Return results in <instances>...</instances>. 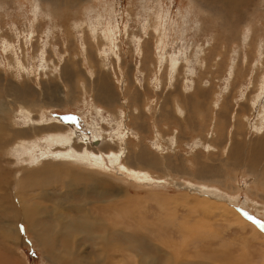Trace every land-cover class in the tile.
Wrapping results in <instances>:
<instances>
[{
    "label": "rangeland",
    "instance_id": "374dc122",
    "mask_svg": "<svg viewBox=\"0 0 264 264\" xmlns=\"http://www.w3.org/2000/svg\"><path fill=\"white\" fill-rule=\"evenodd\" d=\"M0 126V264H60L26 229L23 207L37 204L45 213L36 230L62 260L68 252L82 264L264 263V0H0ZM80 142L92 151L78 154ZM98 154L102 163L92 161ZM145 165L146 176L135 167ZM95 177L128 192L121 204ZM205 186L240 221L223 206L191 211L186 198ZM154 194L173 201L160 209ZM199 219L209 229L184 247L183 223ZM100 235H112L110 249Z\"/></svg>",
    "mask_w": 264,
    "mask_h": 264
},
{
    "label": "bare ground",
    "instance_id": "6f19581e",
    "mask_svg": "<svg viewBox=\"0 0 264 264\" xmlns=\"http://www.w3.org/2000/svg\"><path fill=\"white\" fill-rule=\"evenodd\" d=\"M157 23V22H156ZM155 23V24H156ZM116 24V23H115ZM146 24H147V22H146ZM154 25V24H153ZM148 26V25H147ZM112 27V26H111ZM110 31V30H109ZM114 31V30H113ZM155 31V30H154ZM96 33V32H95ZM101 35V34H100ZM112 38V37H111ZM94 39V38H93ZM109 43V42H108ZM101 45V44H100ZM109 46V45H108ZM107 48V47H106ZM8 51V50H7ZM178 55V54H177ZM199 58V57H198ZM161 61V60H160ZM202 62V61H201ZM171 63V62H170ZM160 66V65H159ZM167 66V65H166ZM172 66V65H171ZM172 68V67H171ZM67 70V69H66ZM65 70V71H66ZM172 70H173V68H172ZM62 71H63V69H62ZM231 71V70H230ZM65 72H63V74H64ZM66 75V74H65ZM62 76V75H61ZM67 76V75H66ZM100 76V75H99ZM101 79V78H100ZM229 80V79H228ZM184 84V83H183ZM103 87V86H102ZM186 87V86H185ZM97 88V87H96ZM96 88H94V89H96ZM105 88V87H104ZM174 88V87H173ZM107 89H108V87H107ZM188 89V88H187ZM100 90V89H99ZM104 90V89H103ZM183 90V89H182ZM185 90V89H184ZM101 91V90H100ZM106 91V90H105ZM263 91V90H262ZM95 92V91H94ZM97 92V91H96ZM104 92V91H103ZM112 92V91H111ZM107 93H108V91H107ZM106 93V95H108ZM96 94V93H95ZM100 94V93H99ZM17 96H18V94H17ZM111 96V95H110ZM109 96V97H110ZM15 97V96H14ZM100 97V96H99ZM103 97V96H102ZM100 99L98 98V95L96 96V101H99ZM25 102V101H24ZM100 102H104L103 101V99H102V101H100ZM107 102V101H106ZM29 103V102H28ZM35 103V102H34ZM43 103V102H42ZM108 103V102H107ZM180 103V102H179ZM24 104V103H23ZM31 104V103H30ZM25 105V104H24ZM178 105V104H177ZM160 106H161V104L159 105V108H160ZM216 106V105H215ZM17 107V106H16ZM24 107V106H23ZM95 108V107H94ZM172 108V107H171ZM176 108V107H175ZM182 108V107H181ZM220 108V107H219ZM22 109V108H21ZM31 109V108H30ZM161 109V108H160ZM162 109H163V107H162ZM217 109V108H216ZM180 110V109H179ZM218 110V109H217ZM24 111H26V110H24ZM163 111V110H162ZM174 111V110H173ZM177 111V110H176ZM183 111V110H182ZM27 112V111H26ZM167 112V111H166ZM160 113V112H159ZM162 113V112H161ZM179 113V112H178ZM142 114V113H141ZM156 114V113H155ZM166 114V113H165ZM28 115H29V112H28ZM164 115V114H163ZM162 115V117H164ZM167 116V115H166ZM162 117H161V119H162ZM42 118V117H41ZM159 118V117H158ZM169 118V117H168ZM29 119V118H28ZM45 120V119H44ZM164 120H166V119H164ZM35 122V121H34ZM36 122H38V121H36ZM104 122V121H103ZM120 122V121H119ZM214 122V121H213ZM237 122V121H236ZM58 123V122H57ZM138 123V122H137ZM32 124V123H31ZM119 123L117 122V125H118ZM140 124V123H139ZM48 125V124H47ZM50 125V124H49ZM214 126H216V122H215V125ZM49 127V126H48ZM59 128L60 126H59V124H54V125H52V126H50L49 128H53L51 131H54V128ZM101 127V126H100ZM169 127V126H168ZM46 128V127H45ZM40 129H42V128H40ZM169 129V128H168ZM214 129V128H213ZM3 130V127L2 126H0V131H2ZM47 130V129H46ZM62 130V129H61ZM133 130H134V128H133ZM216 130V129H215ZM13 131V130H12ZM120 131H121V129H120ZM211 131H214V130H211ZM9 132V131H8ZM20 132V131H19ZM24 132H25V134H33V129H31V130H27V131H25L24 130ZM48 132V131H47ZM122 132V131H121ZM173 132V131H172ZM215 132H217V131H215ZM142 133V132H141ZM213 133V132H212ZM53 134V133H52ZM118 134V133H117ZM159 134V133H158ZM171 134V133H170ZM10 135V134H9ZM43 135V134H42ZM58 135V134H57ZM70 135V134H69ZM137 135V134H136ZM160 135V134H159ZM209 135V134H208ZM212 135V134H211ZM214 135V134H213ZM48 136V135H47ZM51 136V135H50ZM61 136H63V132H62V135ZM72 135H70V137H71ZM102 136V135H101ZM119 136V135H118ZM140 136V135H139ZM177 136V135H176ZM14 137H15V135H14ZM13 137V138H14ZM59 137V136H58ZM76 137H79V135L78 136H76ZM109 137V136H108ZM111 137V136H110ZM117 137V136H116ZM212 137V136H211ZM12 138V139H13ZM54 138V137H53ZM65 138H67V137H65ZM75 138V137H74ZM81 138V137H80ZM80 138H78V139H80ZM106 138V137H105ZM119 138H120V136H119ZM122 138V137H121ZM120 138V139H121ZM125 138V137H124ZM209 138V137H208ZM215 139L216 138H218V137H216V135H215V137H214ZM55 139V138H54ZM60 139V138H59ZM64 139V138H63ZM71 139H73V138H71ZM107 139V138H106ZM105 139V140H106ZM115 139H117V138H115ZM123 139V138H122ZM179 139V137L177 136V140ZM203 138H201L200 140H202ZM211 139V138H210ZM220 139V138H219ZM67 140H68V138H67ZM82 140H83V138H82ZM108 140H110V138H108ZM145 140V139H144ZM143 139H142V141H144ZM154 140H157V139H154L153 138V142H154ZM221 140V139H220ZM35 141V140H34ZM52 141V140H51ZM56 141V140H55ZM72 141V140H71ZM75 141V140H74ZM79 141V140H78ZM113 141V140H112ZM117 141V140H116ZM122 141V140H121ZM157 141H159V140H157ZM173 141H175V140H173ZM206 141V140H205ZM219 141V140H218ZM65 142V141H64ZM63 142V143H64ZM67 143H68V141H66ZM83 142V141H82ZM107 142V141H106ZM152 142V141H151ZM208 142V141H207ZM211 142V141H210ZM62 143V144H63ZM76 143V142H75ZM81 143V142H80ZM115 143V142H114ZM137 143V142H136ZM139 143V142H138ZM180 143H182V142H180ZM209 143V142H208ZM51 145H52V143H50ZM77 144V143H76ZM83 143H81V144H79V146H80V149H77L76 151H77V153L78 154H81L82 155V153H83V151L81 150V148H86L87 150H91L90 148L88 149L87 147H86V143L85 144H83ZM118 144V143H117ZM122 144V143H121ZM207 144V143H206ZM220 144V143H219ZM49 145V144H48ZM109 145H111L110 143H109ZM141 145V144H140ZM140 145H138L139 147H140ZM158 145V144H157ZM169 145V144H168ZM208 145V144H207ZM206 145V146H207ZM223 145V144H222ZM31 146V145H30ZM33 146V145H32ZM35 146V145H34ZM118 146V145H117ZM136 146V145H135ZM175 146V145H174ZM216 147H217V145H215ZM22 147V146H21ZM127 147V146H126ZM138 147V148H139ZM146 147V146H145ZM176 147H178V146H176ZM208 147V146H207ZM213 147V146H212ZM211 147V148H212ZM111 148H113V147H111ZM144 148V147H143ZM148 148H149V146H148ZM169 148V147H168ZM210 148V147H209ZM214 148V147H213ZM30 149V148H29ZM28 149V150H29ZM33 149V148H32ZM73 149V148H72ZM110 149V148H109ZM120 149H122V148H120ZM119 148H118V150H120ZM128 147H127V151H128ZM176 149V148H175ZM178 149V148H177ZM192 149H194V148H192ZM219 149V148H218ZM19 150V149H18ZM140 150V149H139ZM150 150V149H149ZM221 150V149H220ZM236 150V149H235ZM92 151V150H91ZM132 151V150H131ZM175 151V150H174ZM194 151V150H193ZM192 151V152H193ZM219 151V150H218ZM34 152V151H33ZM32 152V153H33ZM53 152V151H52ZM57 152H58V150H57ZM63 152V151H62ZM65 152V151H64ZM73 152V151H72ZM147 152H149V151H147ZM230 152V151H229ZM31 153V154H32ZM45 153V152H44ZM73 153H75V152H73ZM89 153V152H88ZM117 153V152H116ZM126 153V152H125ZM141 154L140 155H142V152H140ZM22 154H24V153H22ZM78 154H76L77 156H78V158H81ZM85 154V153H84ZM91 154V153H90ZM94 154V153H93ZM96 154V153H95ZM217 154V153H216ZM230 154H231V152H230ZM18 155H20V154H18ZM36 155V154H35ZM45 155V154H44ZM43 155V156H44ZM48 155V154H47ZM46 155V156H47ZM86 155V154H85ZM89 155V154H88ZM124 155V154H123ZM122 155V156H123ZM138 155V154H137ZM25 155H23V157H24ZM42 156V157H43ZM53 156V155H52ZM55 156V155H54ZM76 156V157H77ZM83 156V155H82ZM121 156V155H120ZM135 156V155H134ZM143 156V155H142ZM217 156V155H216ZM37 157V156H36ZM39 157V156H38ZM48 157V156H47ZM75 157V158H76ZM91 157H93V155L91 156ZM136 157V156H135ZM230 157H231V155H230ZM26 158H27V156H26ZM50 158V157H49ZM70 158V157H69ZM125 158V157H124ZM21 159H22V157H21ZM20 159V160H21ZM35 159V158H34ZM33 159V160H34ZM39 159V158H38ZM43 159H44V157H43ZM42 159V160H43ZM110 161H111V163H113V164H118V163H120L121 164V162H119V157H117V156H115L113 153H112V155H110ZM127 159V158H126ZM42 160H41V162H42ZM68 160V159H67ZM90 160V159H89ZM140 160H141V158H140ZM143 160V159H142ZM142 160L140 161V162H142ZM223 160V159H222ZM227 160V159H226ZM23 161V160H22ZM21 161V162H22ZM26 161V160H25ZM40 161V160H39ZM64 161V160H63ZM92 161H94L95 163H102V160H101V158H100V156H99V154L96 156V157H94V159H92ZM91 161V162H92ZM127 161V160H126ZM138 161V160H137ZM220 161H221V159H220ZM236 162H237V160H235ZM20 162V161H19ZM35 162V161H34ZM36 163V162H35ZM34 163V164H35ZM81 163V162H80ZM82 163H84V162H82ZM238 163V162H237ZM236 163V164H237ZM32 164V163H31ZM41 164V163H40ZM59 164V163H58ZM71 164H77V166L78 167H80V166H83V165H81V164H79L78 165V163H75V161L74 160H72L71 161ZM88 164V163H87ZM135 164V163H134ZM228 164V163H227ZM69 165V164H68ZM123 165V164H122ZM231 165V164H230ZM233 165V164H232ZM77 166H76V168H77ZM118 166V165H117ZM126 166V165H125ZM149 166H152V165H145V166H135L136 168H138V173L139 172H143V174H144V176H146V173H148L147 172V170L146 169H149ZM236 166V165H235ZM27 167H29V166H27ZM26 167V168H27ZM58 166H56V167H54V168H57ZM62 167H64V166H62ZM67 167V166H66ZM87 167H89L88 165H87ZM98 167V166H97ZM116 167V166H115ZM120 167V166H119ZM128 167V166H127ZM129 167H132V166H129ZM51 168H53L52 166H51ZM68 168V167H67ZM82 168V167H81ZM122 168V167H121ZM123 168H124V165H123ZM153 168V167H152ZM29 169H31V168H29ZM38 169H39V171L41 170L42 172H46V171H43V169H40L39 167H38ZM50 169V168H49ZM61 170H62V168H60ZM64 169V168H63ZM99 169V168H98ZM101 169V168H100ZM134 169V168H133ZM150 169H151V167H150ZM32 170V169H31ZM45 170V169H44ZM65 170V169H64ZM72 170V172L76 175V176H84V177H86V176H92L91 174H87V173H85L84 171L83 172H79V170H77V172H75L76 170H74L73 169V166H71L70 168H68V169H66V171H71ZM102 170V169H101ZM123 170V169H122ZM129 170V169H128ZM136 170V169H135ZM153 170H155V169H153ZM244 170V169H243ZM246 170V169H245ZM29 171V170H28ZM38 171V170H37ZM36 171V172H37ZM87 171H90V170H87ZM86 171V172H87ZM35 172V173H36ZM79 172V174H76V173H78ZM111 172V171H110ZM109 172V173H110ZM128 172V171H127ZM262 172H263V175H264V170H262ZM33 173H34V171H33ZM49 173V172H48ZM56 173V172H55ZM92 173V172H91ZM101 173V172H100ZM126 173V172H125ZM131 173V172H130ZM138 173H136V174H138ZM164 173V172H163ZM37 174V173H36ZM47 174V173H46ZM136 174H135V176H136ZM165 174H166V176H167V178H168V176H170V174L168 175V173L167 172H165ZM101 175V174H100ZM130 175V174H129ZM139 175V174H138ZM163 175V174H162ZM108 176V175H107ZM126 176V175H125ZM134 176V175H133ZM142 176V175H141ZM148 176V175H147ZM143 177V176H142ZM163 177H164V175H163ZM91 178V177H90ZM109 178V177H108ZM116 178V177H115ZM150 178H151V176H150ZM161 178V177H160ZM87 179H88V177H87ZM153 179V178H152ZM166 179V178H165ZM89 180V179H88ZM94 180H97L96 181V183H98L100 186H101V190H105V191H109L111 194H112V196H115V198H119L118 199V201L119 200H124V198L126 197V195L128 194V192L127 191H123V190H119L118 188L117 189H114L113 190V188H114V186H113V182H111L110 180H108V179H106V178H103V177H95L94 178ZM115 180V179H114ZM144 180V179H143ZM161 180V179H160ZM90 181V180H89ZM99 181V182H98ZM120 181V180H119ZM158 181V180H157ZM156 181V182H157ZM65 182V181H64ZM118 182V181H117ZM210 182V181H209ZM217 182H218V180H217ZM73 183V182H72ZM210 183H213L214 184V180H212ZM219 183V182H218ZM217 183V184H218ZM108 184H111L112 186V189H109L110 187L108 186ZM122 184V183H121ZM177 184V183H176ZM34 185V184H33ZM93 185V184H92ZM91 185V187H93L94 185H95V183H94V185L92 186ZM114 185L115 186H117L116 185V183L114 182ZM222 185V184H221ZM35 186V185H34ZM96 186V188H97V185H95ZM123 186V185H122ZM224 186V185H223ZM61 187V186H60ZM205 187H207V189L208 190H203L204 191V193H199V195L197 196V197H187L186 198V203H187V207H190L189 209L191 210V211H193V209H195V210H198V208L199 209H205V210H207V211H209L210 209H213V208H218V206H220V208H221V206H223L224 208L226 207V208H229L228 207V205L225 203V201H223V202H221L220 201V199H219V201L221 202V203H219V201L217 202V195H213L212 193H208L209 192V190H210V188L208 187V186H205ZM70 188V187H69ZM41 189V187H39V190ZM92 189V188H91ZM95 189V188H94ZM45 190H46V188H45ZM60 190V189H59ZM43 191V190H42ZM95 191V190H94ZM98 191V190H97ZM104 191V192H105ZM37 192V191H36ZM62 192V191H61ZM73 192H74V190H73ZM80 192V191H79ZM151 192V191H150ZM196 192V191H195ZM46 193V192H45ZM55 193V192H54ZM94 193V192H93ZM216 193V192H215ZM59 194V193H58ZM107 194V193H106ZM131 194V193H130ZM195 194H197V193H195ZM218 194V193H217ZM31 195V194H30ZM42 195H44V194H42ZM49 195V194H48ZM60 195H61V193H60ZM70 195V194H69ZM77 195V194H76ZM79 195V194H78ZM27 196V195H26ZM26 196H24V198L26 197ZM29 196V195H28ZM34 196H35V194H34ZM33 196V197H34ZM47 196V195H46ZM52 196V195H51ZM50 196V197H51ZM57 196V195H56ZM59 196V195H58ZM109 196V195H108ZM111 196V195H110ZM191 196H196V195H192L191 194ZM64 197V196H63ZM70 197H71V195H70ZM81 197V196H80ZM94 197V196H93ZM99 197V196H98ZM151 197H152V195H151ZM153 197H154V199L156 200V201H159L160 202V200L161 199H163V200H161V203H159V206H160V209H165V206H166V200H171V201H173V199L169 196V197H167V198H162V196L160 195V194H154L153 195ZM30 198V197H29ZM36 198V197H35ZM34 198V199H35ZM40 198V197H39ZM46 198H48V197H46ZM161 198V199H160ZM217 200H216V199ZM26 199V198H25ZM31 199V198H30ZM49 199V198H48ZM54 199V198H53ZM75 199H77V197L75 198ZM78 199H79V197H78ZM77 199V201H79ZM92 199V198H91ZM225 199V198H224ZM37 200H39L38 199V197H37ZM46 200V199H45ZM55 200V199H54ZM67 200V199H66ZM84 200H87V199H84ZM94 200H96V199H94ZM106 200H108V199H106ZM216 200V201H215ZM264 200V199H263ZM46 201H49V200H46ZM27 202V201H26ZM56 202V203H55ZM55 202H53L54 203V205L56 206L55 208H52L54 211H55V214H57L56 212H59L60 210L61 211H63V210H65L66 208H65V206H64V203L62 202V203H60V201H56L55 200ZM93 203H94V201H92ZM98 202V201H97ZM101 201H99L98 203H100ZM108 202V201H107ZM106 202V203H107ZM113 202H115V201H113ZM113 202H112V204H113ZM117 202V201H116ZM42 203V202H41ZM49 203H51V202H49ZM73 203V202H72ZM76 203V202H75ZM78 203V202H77ZM76 203V204H77ZM79 203H80V201H79ZM89 203V202H88ZM96 203V202H95ZM110 203V202H109ZM119 203H120V201H119ZM230 203V202H229ZM71 204V203H70ZM74 204V203H73ZM83 204H85V203H83ZM91 204V203H90ZM101 204V203H100ZM121 204V203H120ZM126 204V203H125ZM193 204V205H192ZM68 205V204H67ZM66 205V206H67ZM82 205V204H81ZM81 205H80V209H81ZM96 205V204H95ZM42 206V205H41ZM41 206L39 205L38 206V204L37 205H32V206H29V207H23V211L24 212H26V214H27V216L26 217H24L23 219H24V221H25V223L27 224V230L29 231V232H33V233H35V237L37 238L36 239V242H37V244L40 246V247H42L44 250H49L50 252H51V255H52V258H53V261L55 262V261H60V264H82L83 262H81V258L80 259H78L77 257H73L72 255H73V253H68V252H66V256H67V259L65 260H62L61 259V257H63V256H57V255H53V252L52 251H54L53 250V245H52V243H53V239H52V237L51 236H47L46 234H44V233H42L41 231V233L38 231V230H36L37 228H36V223H38V221L39 220H42V214H44L45 212H42L41 210H40V208H41ZM45 206V205H44ZM43 206V207H44ZM46 206H47V204H46ZM52 206V205H51ZM51 206H49V207H51ZM77 206H78V204H77ZM84 206V205H83ZM106 206V205H105ZM114 205H112L111 207H113ZM115 206H116V204H115ZM114 206V207H115ZM158 206V207H159ZM48 207V206H47ZM99 207V206H98ZM103 207H104V204H103ZM123 207V206H122ZM92 208V207H91ZM95 207H93V209H94ZM101 208V207H100ZM108 208V207H107ZM117 208V207H116ZM116 208H115V210H116ZM42 209H44V208H42ZM52 209H50V210H52ZM71 209H73V207L71 208ZM89 209H90V207H89ZM99 208H97V210H98ZM106 209V208H105ZM120 209H121V207H120ZM45 210V209H44ZM46 210H47V208H46ZM50 210H49V212H50ZM69 210H70V208H69ZM84 210V209H83ZM92 210V209H91ZM110 210V209H109ZM112 210V209H111ZM122 210H123V208H122ZM229 210V212H231V213H236V217H237V220H235V222L236 221H240V219L238 218L239 216L237 215V209L236 210H234V209H231V208H229L228 209ZM53 211V212H54ZM72 211V210H71ZM76 211L77 212H79V214L78 215H80L81 213V211L79 210V209H76ZM90 211V210H89ZM94 211V210H93ZM113 211V210H112ZM117 212H121V211H118V210H116ZM87 212H88V209H87ZM90 212H92V211H90ZM94 212H96V211H94ZM108 212V211H107ZM106 212V213H107ZM196 212V211H195ZM228 212V213H229ZM65 213V212H64ZM63 213V214H64ZM71 213V212H70ZM73 213V212H72ZM98 213V212H97ZM103 213V212H102ZM109 213V212H108ZM125 213V212H124ZM223 213V212H222ZM61 214V212H59V215ZM91 214V213H90ZM99 214V213H98ZM97 214V215H98ZM123 214V213H122ZM223 214H225V213H223ZM53 215V218H55L54 216V214H51V215H49V217L51 218V216ZM68 215V217H69V213L67 214ZM71 215V214H70ZM72 215H74V214H72ZM85 215V214H84ZM96 215V214H95ZM115 215V214H114ZM117 215V214H116ZM121 215V214H120ZM46 216V215H45ZM61 216V215H60ZM75 216V215H74ZM113 216V215H112ZM122 216V215H121ZM120 216V217H121ZM63 217V216H62ZM61 217V218H62ZM76 217V216H75ZM84 217L85 216H82V217H80V219H82V220H84ZM91 217V216H90ZM94 217V216H93ZM97 217H100V216H97ZM118 217V216H117ZM53 218L51 219V220H53ZM56 218H57V215H56ZM70 218H73V217H70ZM69 218V219H70ZM78 218V217H77ZM88 218V217H87ZM113 218H115L114 216H113ZM59 219H60V217H59ZM73 219H75V218H73ZM73 219H71V221L73 220ZM98 219V218H97ZM107 219V218H106ZM116 219V218H115ZM22 220V219H21ZM66 220H67V218H66ZM95 220H96V218H95ZM242 220V219H241ZM86 221V220H85ZM93 221V220H92ZM103 221V220H102ZM110 221V220H109ZM113 221V220H112ZM41 222V221H40ZM43 222V221H42ZM41 222V223H42ZM47 221H45V223H46ZM50 222V221H49ZM54 222H56V229L57 230H55V234H60V233H62L63 234V232H64V230H61V229H63V226L61 225V223H59V221L57 220V219H55V221ZM66 222V221H65ZM76 222H78V221H76ZM96 222H99V221H96ZM220 222V221H219ZM221 222H223V221H221ZM220 222V223H221ZM243 222V221H242ZM24 223V224H25ZM68 223V222H67ZM67 223H65V225L67 224ZM88 223H89V221H88ZM88 223H86V222H82V221H79L77 224L78 225H80V226H84V228L86 229V227H87V229H89L90 227H91V225H88L87 226V224ZM99 223H101V221L99 222ZM107 223H108V221H107ZM216 223V222H215ZM249 223V222H248ZM44 224V223H43ZM47 224V223H46ZM54 224V223H53ZM69 224L70 223H68V226H69ZM74 224V223H73ZM95 224V223H94ZM98 224V223H97ZM103 224V223H102ZM113 223H111V225H112ZM39 225V224H38ZM64 225V226H65ZM71 225V224H70ZM108 225L109 224H106V226L108 227ZM114 225V224H113ZM216 225V224H215ZM218 225V224H217ZM251 225V224H250ZM41 226V225H40ZM39 226V227H40ZM52 226V225H51ZM55 226H52V227H55ZM76 227L75 228H78L77 227V225H75ZM94 226H96V224L94 225ZM100 226V225H99ZM224 226V225H223ZM74 227V226H73ZM72 227V228H73ZM96 227H98V226H96ZM183 227H185L184 229H189L190 231H189V233H187V234H185L184 236H183V240L184 241H182V243L184 244V247H186V246H188V244H190V242H192V241H195V239H196V236L197 235H201V233H203V232H206L208 229H209V224H208V222L207 221H205V220H198V221H196V222H194V223H190V222H185V223H183ZM256 227V226H255ZM254 227V228H255ZM43 228V227H42ZM45 228V227H44ZM66 228H68V227H66ZM75 228H73L74 230H75ZM83 228V229H84ZM14 229V232H15V234L13 233V236L14 237H16V235H18V230H17V228L15 227V228H13ZM46 229V228H45ZM49 229V228H48ZM82 229V230H83ZM95 229V228H94ZM212 229H214V228H212ZM42 230V229H41ZM72 230V229H71ZM70 230V231H71ZM77 230H79V229H77ZM96 230V229H95ZM217 230V229H216ZM70 231H68V232H70ZM88 231H90V230H88ZM96 231H98V230H96ZM122 231V230H121ZM44 232V231H43ZM84 232V231H83ZM100 232V231H99ZM64 233H66V232H64ZM72 233H75V231L74 232H72ZM72 233H71V235H72ZM77 233V232H76ZM87 233V232H86ZM95 232H93V234H94ZM103 233V232H102ZM108 233H109V230H108ZM89 234V233H88ZM91 234V233H90ZM105 234V233H104ZM109 234H111V233H109ZM64 235V234H63ZM63 235H60V237L61 236H63ZM66 235H70L69 233L68 234H66ZM97 235V234H96ZM123 235H125V234H123ZM78 236V235H77ZM91 236V235H90ZM101 237H99L98 238V240L99 241H105L106 240V242L104 243V244H101V245H103V248L104 249H110L109 247H112V243H111V238H112V235H107L106 237H102V235H100ZM105 236V235H104ZM63 237H65V236H63ZM67 237V236H66ZM96 237V236H95ZM94 237V238H95ZM128 237V236H127ZM130 237V236H129ZM200 237V236H199ZM2 238H6L5 236H2ZM54 238V237H53ZM62 238V237H61ZM125 238V237H124ZM139 238V237H138ZM145 238V237H144ZM143 238V239H144ZM71 239V238H70ZM97 239V238H96ZM126 239V238H125ZM133 239V238H132ZM216 239V238H215ZM134 240V239H133ZM141 240V239H140ZM145 240V239H144ZM56 241V240H55ZM63 241V240H62ZM69 241V240H68ZM82 241V240H81ZM113 241V240H112ZM126 241V240H125ZM135 241H137V240H135ZM142 241V240H141ZM61 242V241H60ZM72 242V241H71ZM70 242V243H71ZM115 242V241H114ZM127 242H128V240H127ZM129 242L131 243V241L129 240ZM145 242H146V240H145ZM186 242V243H185ZM57 243V242H56ZM63 243V242H62ZM68 243V242H67ZM74 243H75V240H74ZM77 243V242H76ZM108 243H110L111 244V246H110V244H108ZM139 243V242H138ZM143 244H144V242H142ZM116 244V243H115ZM128 244V243H127ZM132 244V243H131ZM140 244V243H139ZM62 245V244H61ZM66 245H69V243L68 244H66ZM73 245V244H72ZM78 245H80V243L78 244ZM89 245H91V244H89ZM109 245V246H108ZM118 245V244H117ZM124 245H125V243H124ZM145 245V244H144ZM193 245V244H192ZM57 246V245H56ZM59 246V245H58ZM63 246H64V244H63ZM138 246V245H137ZM60 247H62V246H60ZM65 247H67V246H65ZM69 247V246H68ZM126 247V246H125ZM131 247V246H130ZM56 248V247H55ZM115 248V247H114ZM195 248V247H194ZM77 249H79V248H77ZM196 249V248H195ZM69 250V249H68ZM111 250H112V248H111ZM128 250V249H127ZM183 250V249H182ZM194 250V249H193ZM59 251H60V249H59ZM73 251V250H72ZM127 252V251H126ZM185 252V251H184ZM55 253V252H54ZM59 253V252H58ZM50 254V253H49ZM76 254V253H75ZM79 254V253H78ZM264 254V253H263ZM59 255H61V254H59ZM86 255V254H85ZM65 256V255H64ZM82 256V255H81ZM49 257V256H48ZM51 257V256H50ZM88 257V256H87ZM143 257H144V255H143ZM185 257H186V255H185ZM263 257V256H262ZM166 258V257H165ZM171 258V257H170ZM173 258V257H172ZM243 256L241 257L240 256V260L242 259L243 260ZM85 259H87V258H85ZM108 259H109V257H108ZM177 259V258H176ZM185 259V258H184ZM93 260V259H92ZM106 260V259H105ZM105 260L103 261L104 263H105ZM139 260V259H138ZM141 260V259H140ZM147 260V259H146ZM157 260V259H156ZM182 260V259H181ZM180 260V261H181ZM52 261V260H51ZM53 262V263H54ZM108 262V261H107ZM110 262V261H109ZM142 262V261H141ZM154 262V261H153ZM261 262H262V260H261ZM89 263V262H88ZM108 264V263H107ZM111 264V263H110ZM143 264V263H142ZM168 264V263H167ZM170 264V263H169ZM173 264H175V263H173ZM262 264H264V263H262Z\"/></svg>",
    "mask_w": 264,
    "mask_h": 264
}]
</instances>
